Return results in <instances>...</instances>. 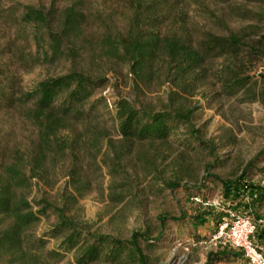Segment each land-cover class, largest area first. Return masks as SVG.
Segmentation results:
<instances>
[{"label": "rangeland", "instance_id": "374dc122", "mask_svg": "<svg viewBox=\"0 0 264 264\" xmlns=\"http://www.w3.org/2000/svg\"><path fill=\"white\" fill-rule=\"evenodd\" d=\"M139 1L164 6L165 14L153 21V30L161 37L184 40L200 50L199 68L179 75L159 56L134 72L135 66L128 59L108 53L105 37L130 33L131 24L140 15L137 0H0V83L6 76H13L14 87L27 90L38 80L72 69L103 81L90 98L96 103L91 118L72 121L59 132L73 139L74 152L67 151L61 158L47 157L41 177L32 179L26 196L45 198L66 208L83 228L95 233L129 239L132 232L141 231L154 239L163 230L150 249L141 242L150 264H204L207 253L220 248L210 241L214 228L211 217L203 225L190 224L188 216L205 207L190 198L194 192L191 189L204 183L202 195L217 207L220 184L208 174L234 179L246 164L250 165L248 181L264 184V54L250 55L242 74L250 77L247 86L229 92L219 81L226 59L216 55L217 49L206 50L204 41L210 35L241 32L247 44L256 43L264 36V0ZM25 6L43 11L47 27L22 22ZM66 8L82 13L84 22L78 34L63 39L61 53L53 58L47 33L59 32ZM35 33L40 35L37 39ZM262 48L264 52V44ZM121 97L155 111L192 109L191 123L210 146L187 144L182 126L164 142L124 146L112 110L113 101ZM94 131L106 133L98 144L92 138ZM35 141L36 128L30 121L17 110L0 109L3 163L11 162L19 149L26 153L28 164ZM73 173L79 175L76 184L72 182ZM173 180L180 186L170 189L166 183ZM76 185L86 187L82 194L74 190ZM71 194L75 197L70 198ZM119 194L124 198L117 202L114 197ZM210 211L216 213L217 208ZM181 214L185 215L183 220H170ZM161 216L166 217L163 224ZM55 221L54 214L42 217L33 232L41 235ZM57 242L48 238L45 248H55ZM72 261L71 254H66L52 264Z\"/></svg>", "mask_w": 264, "mask_h": 264}, {"label": "trees", "instance_id": "16d2710c", "mask_svg": "<svg viewBox=\"0 0 264 264\" xmlns=\"http://www.w3.org/2000/svg\"><path fill=\"white\" fill-rule=\"evenodd\" d=\"M139 2L137 0L140 7L136 9L140 11V15L135 17L131 24L130 33L120 37H105L108 53L118 59H128L135 66L134 72L141 70L146 62H151L159 56L167 60L168 69L174 67L179 75L186 70L199 68L202 62L200 50L184 40L161 37L153 30V21L157 16L165 14L164 6L155 1L144 4ZM20 19L33 26L47 27V18L43 11L31 6H25ZM83 22L82 13L72 8L63 11L59 32L47 33L53 58L61 53L63 39L71 34H78ZM35 34L37 39L40 35ZM263 38L264 36H261L251 45L245 42L241 32L230 33L228 36L210 35L205 39L206 50L217 49L216 55L226 59L219 77L223 88L229 92H237L247 86L250 77L242 74L251 54H264ZM119 49L122 50V55L119 54ZM244 49L247 50L242 55L241 50ZM3 79L0 83V109L17 110L22 117L30 121L36 128V141L28 164L24 155L26 153H21L19 149L14 151V157L8 163H3V152H0V262L52 264L66 254H71L73 261L69 264H90L95 261L111 264H150L143 247L150 249L159 240L163 230L154 239H148L146 232L141 231L132 232L129 239L95 233L83 228L66 213V208L59 207L45 198L29 199L26 196L32 179L41 177L40 170L47 157L61 158L67 151L74 152L73 139L59 135V132L73 122H85L91 118L90 114L96 103L90 98L95 89L102 85V79H95L72 69L38 80L27 90L16 89L13 76ZM112 107L116 130L124 146L143 141L164 142L181 126L185 129L187 144L205 148L210 146L208 142L200 139V130L191 123L192 109L155 111L137 107L122 97L114 100ZM105 135V132L94 131V143L98 144L100 137ZM218 162L220 161L217 160L216 163ZM209 168L210 165L207 170ZM249 168L250 165L246 164L234 179H222L209 173L208 176L220 184L218 205L216 207L208 204L188 217L192 227L205 224L208 217H211L214 222L213 231L228 212L246 217L254 224L253 242L264 252V184L248 181ZM78 177V173H73L74 184ZM166 184L170 189L180 186L174 180ZM203 186L204 183H200L191 189L194 192L190 198L195 196L203 202L207 201L201 193ZM85 188L76 185L74 190L82 194ZM74 197L75 195H70V198ZM114 198L119 202L123 200L124 195H115ZM212 208H217V212L212 213ZM49 214L55 215V223L45 233L35 235L33 227L42 217ZM165 218L159 217L160 224H163ZM184 218L185 215L181 214L180 217H170V220L176 222ZM48 238L58 241L55 248H45ZM219 248L207 253L204 264H213L215 261L248 264L239 249L230 246Z\"/></svg>", "mask_w": 264, "mask_h": 264}, {"label": "built area", "instance_id": "2783aa9c", "mask_svg": "<svg viewBox=\"0 0 264 264\" xmlns=\"http://www.w3.org/2000/svg\"><path fill=\"white\" fill-rule=\"evenodd\" d=\"M192 199L200 202L203 206L210 204L195 196ZM253 231L254 224L250 219L235 212H228V215L216 225L210 236V241H213L216 246H230L239 249L248 264H264V252L253 242Z\"/></svg>", "mask_w": 264, "mask_h": 264}]
</instances>
